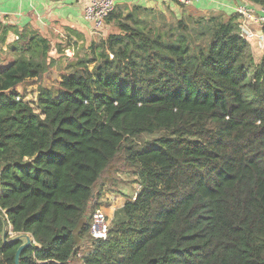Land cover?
<instances>
[{"label":"trees","instance_id":"16d2710c","mask_svg":"<svg viewBox=\"0 0 264 264\" xmlns=\"http://www.w3.org/2000/svg\"><path fill=\"white\" fill-rule=\"evenodd\" d=\"M158 15L113 12L118 31L69 61L56 90L43 86L50 41L16 31L0 64V215L34 237L20 264H264V53L237 13ZM33 79L34 107L15 90ZM121 157L141 188L96 241L95 190ZM4 232L0 219V264H16L24 242Z\"/></svg>","mask_w":264,"mask_h":264},{"label":"crops","instance_id":"0c3cea01","mask_svg":"<svg viewBox=\"0 0 264 264\" xmlns=\"http://www.w3.org/2000/svg\"><path fill=\"white\" fill-rule=\"evenodd\" d=\"M92 0H0V37L5 36L6 42L0 40V64H8L15 59L10 51L19 36L16 31H27L46 38L50 43L59 39L60 44L66 43L68 53H76L80 49L86 50L92 42L106 39L110 34L116 33L113 23H107L100 30H95L84 16L85 8ZM116 11L127 13L134 6L151 8L173 16L211 18L222 15L225 18L233 16L241 5H249L259 9L261 5L251 3L248 0H197L191 6H180L173 0H114ZM253 32L261 29L251 27ZM52 45V44H51ZM254 55V49H252ZM256 56V60H259ZM255 57V55H254ZM62 78V77H61ZM61 80V79H60ZM37 80H29L15 88L20 93L24 89L33 90V83ZM38 99V96L37 98ZM37 101L35 103V106ZM38 105V104H37ZM1 192V189H0Z\"/></svg>","mask_w":264,"mask_h":264},{"label":"rangeland","instance_id":"374dc122","mask_svg":"<svg viewBox=\"0 0 264 264\" xmlns=\"http://www.w3.org/2000/svg\"><path fill=\"white\" fill-rule=\"evenodd\" d=\"M183 7V6H182ZM158 12V11H157ZM159 14L162 12H158ZM164 13H162L163 15ZM165 18L163 19L161 15H158L152 22L155 25H171L176 23L177 19H174L173 16H169L167 14L163 15ZM144 20L149 22L152 20V17H144ZM116 27V26H115ZM117 29V28H116ZM59 39H55L52 42V51L50 57L56 58L57 64L51 69V71L45 75L43 86L56 90L59 85V81L63 74L67 73L66 64L69 61L75 60L78 56H82L84 53L83 49H80L76 53H68L66 50V43L60 44ZM251 47L254 49L255 59L256 56L264 53V49L260 47V40L257 38H252ZM59 48L62 53L59 52ZM253 55V56H254ZM36 86L32 88L33 90L24 89L20 93L23 95L25 99L32 100L33 102L37 101V96L39 93V82H35L32 86ZM156 135H145L139 139L140 143H150ZM139 179L137 176V170L129 166L124 162L123 158H119L115 161L109 170L105 172L103 177L101 178L98 186L96 187V194L91 204L92 215L99 210L104 211L109 219L112 221L117 211H119L125 204L127 199H133L136 196L140 187ZM7 230L10 231V227H7ZM16 234L11 233V237H14ZM90 248L89 243H85L82 245V252H86L87 249Z\"/></svg>","mask_w":264,"mask_h":264},{"label":"built area","instance_id":"2783aa9c","mask_svg":"<svg viewBox=\"0 0 264 264\" xmlns=\"http://www.w3.org/2000/svg\"><path fill=\"white\" fill-rule=\"evenodd\" d=\"M181 6H191L197 0H173ZM116 11L114 0H92L85 8L84 16L95 30L102 29L107 19ZM236 13L240 16V35L250 41L252 38L260 40L259 44L264 49V5L259 9L247 5L238 6ZM259 27V32H253L251 27ZM251 42V41H250ZM17 101L30 103L33 107L35 101L25 99L21 93L16 97ZM140 190V188H139ZM138 190V192H139ZM137 192V193H138ZM136 193V196H137ZM136 196L133 199H136ZM112 221L109 216L102 210L96 211L92 215L91 236L96 241H106L109 237Z\"/></svg>","mask_w":264,"mask_h":264},{"label":"water","instance_id":"95a60500","mask_svg":"<svg viewBox=\"0 0 264 264\" xmlns=\"http://www.w3.org/2000/svg\"><path fill=\"white\" fill-rule=\"evenodd\" d=\"M0 219L3 220L4 225H5V232L3 233L4 244H8L11 242H18V241L24 242L21 245V247L18 249L17 255H16V264H20V260H21V257H22L24 250L27 249L28 247H30L31 245H33V243H35L34 237L30 234H20V235H15L14 237H12V240L9 241L8 235H11V233L12 234L14 233L13 227L11 225L8 226L6 220L3 216L0 215ZM7 227H10V231L7 230Z\"/></svg>","mask_w":264,"mask_h":264}]
</instances>
